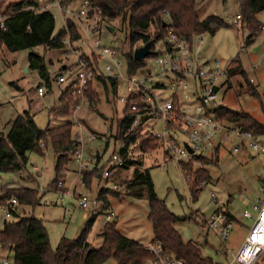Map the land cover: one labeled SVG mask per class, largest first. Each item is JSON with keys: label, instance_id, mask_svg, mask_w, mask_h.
<instances>
[{"label": "rangeland", "instance_id": "1", "mask_svg": "<svg viewBox=\"0 0 264 264\" xmlns=\"http://www.w3.org/2000/svg\"><path fill=\"white\" fill-rule=\"evenodd\" d=\"M20 1L22 0H6L8 3ZM197 8L202 20L215 16L223 22V24L217 22L214 31L206 32L205 41L197 49L201 58L208 56V59H219L224 65L229 66L228 79L219 91V104L233 111L249 113L264 124V10L256 15L263 28L261 33L256 35L250 31L244 16L238 24L234 23V19L241 14L238 0H198ZM51 12L56 18L55 32L58 34L63 29L64 21L58 10L54 9ZM97 30L100 32L95 36L100 38L104 45L122 50L120 57L125 65L126 54L131 52L134 54L135 49L140 47L141 42L131 43L129 29L121 17L115 20L103 19L99 22ZM155 31L154 26L148 30L151 34ZM155 46L156 49H160L162 43L158 41ZM33 53L42 56L46 61L51 73V87L39 72L30 66V55ZM152 56H148L149 62ZM74 63L75 57L66 55L64 48L50 49L42 45L17 52L0 48V133L7 134L11 128L9 122L26 110L35 116L38 126L43 129L49 124L60 125L73 121L77 124L74 126V136L76 134V139L79 134L82 137L77 150L81 151L84 161L90 165L88 169L81 171L73 153L65 170V188L60 192L53 185L56 179L57 156L52 146H48L45 156L28 152V165L23 171L0 174V184H4V187L16 185L39 189L41 203L35 208L21 206V215L35 216L44 222L54 249L63 239L79 238L92 219L94 222L87 235L95 248L100 247L103 242V237L99 234L107 222L115 223L121 234L146 245L154 238L152 223L149 220L150 204L146 187L141 182L136 186L139 187L138 191H135L134 186L127 188L126 183L133 178L136 169H148L158 197L173 213L186 217L175 224L183 239L198 243L203 255L212 258L215 263L232 264L252 225V220L244 216V209L251 208L253 203L264 198L261 189L264 178V155L254 153V157L249 158L248 153L243 150L231 153L234 142L219 150L218 163L207 165H202V162L194 163L195 169H206L212 178L210 182L203 184L196 199L192 196L189 181L184 178L181 166L175 161H165L161 146L145 153L134 145L129 152V159L134 163L125 167L123 162L120 166L116 165L114 170L111 168L114 164L113 156L121 149L115 134L126 106L120 99L122 95L127 94L126 82L119 80L116 91H113L111 86L107 90L103 84L94 82L99 100L93 102L87 100L83 104L76 113L78 122L74 120L72 114L69 117L54 119L49 108L59 105L63 90L72 81V78H69L61 83L59 76L64 74V64L70 66ZM105 63L106 60H100L101 67ZM124 74L128 75L127 69L124 70ZM39 86H43L45 90L42 97ZM171 92V89L165 91V97ZM162 127L161 119H150L145 123L142 137L150 135L152 130L159 131ZM259 138L264 141L263 137ZM213 155L212 149L204 156L212 158ZM96 165L109 170L111 175L105 176L102 170L100 179H95L91 187H86L82 183V174L93 171ZM11 177L13 183L10 184L8 179ZM103 189L111 191L104 192L108 206L104 207L101 201L99 213L94 212L93 205L87 208L80 206L81 195L95 199ZM139 190L144 194L140 196L133 193L140 192ZM113 191L119 194L115 195ZM63 192H70L71 195ZM213 193L216 197L212 196ZM106 210L115 212L110 221L103 216ZM217 210L228 212L229 221L232 223L225 241L207 223L211 214ZM6 220L14 219L5 218L0 212V230ZM0 254L14 257L13 251H5L1 247ZM103 264H117V261L110 258ZM146 264L152 263L148 261ZM255 264H264V253Z\"/></svg>", "mask_w": 264, "mask_h": 264}, {"label": "trees", "instance_id": "2", "mask_svg": "<svg viewBox=\"0 0 264 264\" xmlns=\"http://www.w3.org/2000/svg\"><path fill=\"white\" fill-rule=\"evenodd\" d=\"M90 2L93 7L100 10L103 19L123 18L130 32L131 43L141 42L140 46H142L151 42L153 51L156 49L155 44L165 36L168 29H173L178 35L185 37L190 47L194 48L198 35L209 30L214 31L217 22L223 24L215 16L202 20L197 8L198 0H90ZM238 2L241 15L247 20L252 34H260L263 28L256 15L264 10V0H238ZM37 5L36 0H22L17 3L0 0V11L6 16L5 27L2 28L0 25V48H6L11 52L30 50L42 45L50 49L63 48L61 41L68 32L74 40L81 37L80 24L71 18L67 21V28H63L56 34L55 15L51 11H38L31 8ZM152 26L156 29L153 34L148 32ZM84 55L95 74V79L86 87L88 100L91 102L99 100V93L94 88L96 81L97 84H103L107 90L111 86L113 91H116L119 82L103 74L100 60L93 49L89 48L88 51H84ZM126 59L129 75L135 73L144 64L143 60H135L132 52L126 54ZM30 66L36 69L51 87V73L44 58L35 53L31 54ZM251 91L255 93L254 90ZM131 101L125 102L123 118L115 134L117 142L125 144V147L117 153L124 160L125 167L134 163L128 158V146L137 145L141 151L149 153L161 144L158 137L152 135L142 137L144 123L127 134L136 115L131 109ZM133 102L140 104L138 99ZM73 105V89L72 86H68L63 90L59 105L54 108L53 113L69 117L73 112ZM216 112L227 121L264 138V124L249 113L233 111L223 105H219ZM9 124L11 125L9 132L0 133V174L20 173L28 165V152L45 156L48 146L51 145L57 156L56 179L53 185L57 191L62 192L65 188L66 166L79 145L76 134L74 136L73 121L53 127L49 125L43 129L38 126L34 115L26 110ZM219 150V148L214 150L212 158L201 155L196 157V161L202 162V165L218 163ZM181 167L185 175H192L189 187L193 198L196 199L203 184L210 182L212 178L206 169H195L194 163H183ZM102 170L104 167L96 165L93 171L83 173L84 185L91 187L93 181L99 180L102 176ZM106 171H102L103 174ZM141 182L146 187L150 204L149 220L152 223L153 240H161L166 250L189 264H215L212 258L203 255L198 243L183 239L175 224L186 217L173 213L158 197L148 169H136L133 178L126 183V187L134 186L135 191H138L139 187L136 186ZM110 191L103 189L98 194L97 199L103 202L104 207L108 206L104 192ZM139 191L133 193H138L140 196L144 194L141 190ZM11 198L17 199L18 203L10 204L11 218L14 220H6L4 227L0 230V247L11 249L14 252V264H103L110 258H114L117 264H146L152 259L145 245L121 234L116 224L112 222H107L101 230L103 237L101 246L93 247L87 240V234L94 219L88 222L79 238L63 239L54 249L44 222L35 216L21 215V206L35 208L41 203L42 197L39 189L4 187L0 192V204ZM225 213L229 217L228 212Z\"/></svg>", "mask_w": 264, "mask_h": 264}, {"label": "built area", "instance_id": "3", "mask_svg": "<svg viewBox=\"0 0 264 264\" xmlns=\"http://www.w3.org/2000/svg\"><path fill=\"white\" fill-rule=\"evenodd\" d=\"M36 1L38 5L37 7L32 6V9L58 10L65 21V28H67L69 18L80 24V38L74 40L68 32L61 41L66 55L75 57V63L70 66L66 65L64 74L59 76L61 83L72 78L69 86L73 89L72 116L74 120L77 119V111L88 100L86 95L88 83L95 79L94 71L89 66L81 47L90 44L98 59L106 60L102 67L103 74L107 78L126 82L127 94L122 95L120 99L124 103L132 100L131 109L136 113L127 134L134 131L141 123L145 125L150 119L159 118L163 121L161 130H152L150 135L161 140L160 146L164 150L165 161H175L180 166L183 163H197L196 157L234 142L231 153L243 150L250 154L264 155V141L260 140L259 136L227 121L216 112L220 105L219 91L228 79L229 66L224 65L219 59L210 61L199 56L197 49L205 41V33L196 37L195 46L191 48L185 37L178 35L173 29H168L160 40L162 47L155 49L151 61L147 60L148 57L143 59L144 64L135 73L125 76L124 70L128 67L120 57L122 50L104 45L102 40L95 36L100 32L97 28L103 18L100 10L93 7L90 0ZM242 18L239 14L234 19V23L238 24ZM5 20L6 16L0 11L2 28L5 27ZM77 42H80V45ZM170 89L171 94L165 97V91ZM43 92V86H39V93ZM136 99L140 101V104L133 102ZM81 139L79 135L77 140ZM133 146L127 147L129 152ZM124 147L125 144H121V148ZM75 159L79 162L81 171L89 168L81 151H75ZM113 160L117 166L124 162L118 154L113 156ZM110 175L111 172L106 171L105 176ZM191 177V174H184L187 181ZM3 188L4 186L0 184V192ZM261 189L264 193V178ZM212 196L216 197V194L213 193ZM17 203L15 198L7 200L0 204V212L5 218H11L10 204ZM79 204L83 208L93 205L96 213H99L101 208L99 199H90L87 195H81ZM103 216L110 221L115 216V212L106 210ZM244 216L252 220V225L232 264H255L264 253V198L253 203L251 208L244 209ZM207 223L224 241L227 240L232 223L223 210L215 211ZM145 248L152 255V264H189L166 250L161 240H151ZM0 264H14V259L0 255Z\"/></svg>", "mask_w": 264, "mask_h": 264}, {"label": "crops", "instance_id": "4", "mask_svg": "<svg viewBox=\"0 0 264 264\" xmlns=\"http://www.w3.org/2000/svg\"><path fill=\"white\" fill-rule=\"evenodd\" d=\"M238 3H239V2H238ZM61 17H62V16H61ZM62 19H63V18H62ZM63 21H64V20H63ZM63 28H65V21H64V26H63ZM205 34H206V33H205ZM77 44L80 45V42H79V43L77 42ZM81 47H82V49H83L84 51H88V50H89L88 47H90V44H89V45H88V44H87V45H83V46H81ZM90 49H91V47H90ZM206 53H207V52H206ZM204 55H205V53H204ZM204 57H205V59H208V58H209L208 56H204ZM204 57H202V59H204ZM208 60H213V59H208ZM63 68H64V70H65V68H66V64L63 65ZM223 86H224V84H223ZM44 91H45V90H44ZM43 93H44V92H43ZM40 96L42 97V94H41V93H40ZM56 107H57V106H56ZM53 110H54V107H52V108L50 107V108H49L50 115H51L54 119H55L56 117H62V118L64 117V116L54 115ZM34 117H35V116H34ZM53 118H52V119H53ZM53 121H54V120H53ZM148 122H149V120L147 121V123H148ZM62 124H63V123H62ZM49 125L52 126V127H53V126H57V125H51V124H49ZM49 125H48V126H49ZM76 125H77V124H76ZM48 126H47V127H48ZM74 126H75V125H74ZM144 126H145V125H144ZM47 127H46V128H47ZM80 132H81V131H80ZM78 134H79V133H78ZM79 135H80V134H79ZM79 135H78V136H79ZM78 143H79V145H78L77 148L79 149V146L81 145V140H79ZM162 152H163V155H164V150H163ZM94 155H95V154H94ZM248 156H249V158H252V157H254V154H250V153H248ZM74 158H75V157H74ZM89 166H90V165H89ZM115 166H116V164H115V162H114V164H112V167H111V168H113L114 170H116V167H115ZM34 169H35V170H38L37 167H34ZM109 169H110V168H109ZM79 175H80V177H81V172H80V171H79ZM81 179H82V178H81ZM8 182H9L10 184L13 183V178H12V177L9 178V179H8ZM3 185H4V184H3ZM8 186H9V185H8ZM11 187H18V186L13 185V186H11ZM66 190H68V189L66 188ZM68 191H69V190H68ZM63 193H66V192H63ZM66 194H67V195H71L70 192H67ZM63 200H64V199H63ZM72 204H75V203H72ZM214 212H215V211H214ZM214 212H213V213H214ZM213 213H212V214H213ZM212 214H211V215H212ZM208 219H209V218H208ZM100 233H101V232H100ZM88 234H89V233H88ZM99 235H101V234H99ZM87 240L89 241V237H88V235H87ZM152 240H153V239H152ZM89 242H90V241H89ZM2 249L5 250V251H12L11 249H8V248H2ZM13 254H14V252H13ZM0 255H5V256H8V257H9V255H7V254H0ZM12 259H14V257H13ZM215 264H217V263H215Z\"/></svg>", "mask_w": 264, "mask_h": 264}, {"label": "water", "instance_id": "5", "mask_svg": "<svg viewBox=\"0 0 264 264\" xmlns=\"http://www.w3.org/2000/svg\"><path fill=\"white\" fill-rule=\"evenodd\" d=\"M153 50H152V43L148 42L146 44H143L140 47H137L134 51V59L135 60H143L145 58H147L148 56L153 54ZM186 146L188 147L189 151L192 152V149L188 146V144H186Z\"/></svg>", "mask_w": 264, "mask_h": 264}]
</instances>
